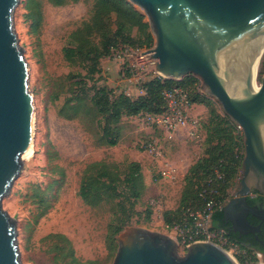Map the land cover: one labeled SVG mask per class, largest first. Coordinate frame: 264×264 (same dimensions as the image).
Masks as SVG:
<instances>
[{
    "label": "water",
    "instance_id": "water-1",
    "mask_svg": "<svg viewBox=\"0 0 264 264\" xmlns=\"http://www.w3.org/2000/svg\"><path fill=\"white\" fill-rule=\"evenodd\" d=\"M147 17L155 45L142 54L157 59L164 78L188 74L222 106L243 135L244 156L233 197L222 212L234 231L250 226L253 190L264 194V0H129ZM19 0H0V264H22L16 219L3 207L23 166L35 126L30 68L14 26ZM255 228V227H254ZM257 228V227H256ZM174 235L142 225L118 235L112 264H239L222 246L205 240L185 254Z\"/></svg>",
    "mask_w": 264,
    "mask_h": 264
},
{
    "label": "rangeland",
    "instance_id": "rangeland-1",
    "mask_svg": "<svg viewBox=\"0 0 264 264\" xmlns=\"http://www.w3.org/2000/svg\"><path fill=\"white\" fill-rule=\"evenodd\" d=\"M36 1L41 10L40 13L34 15L28 0H19L14 14V26L30 68L29 84L34 96L33 150L30 155L27 152L23 156L21 172L9 193L3 198V207L16 219L22 264H59L55 261V252L51 251L50 247L53 242L61 240L47 237L56 232L66 235L71 240L79 264L89 260H93L95 262L93 264H112L118 246L116 250H110L106 234L116 207L112 202L91 207L78 195L86 164L106 159L118 164L123 170L129 161L138 160L149 168L152 166L153 172L154 161L143 150L142 144L154 135L160 140L166 158L177 167L175 179L177 181L172 187L173 194H182L186 185L185 170L192 160L196 162L204 156L209 146L206 141V125L211 113L209 107L202 104L204 114L201 113L199 116L203 120V137L200 142L188 139L184 132L179 135L178 141L174 138L166 139L160 131L156 130L154 134L147 131L150 127L139 118L124 116L118 124L121 127L119 143L115 146L101 145L102 125L106 124V118H101V122H98L92 116L80 120L79 118L67 119L59 114V108L65 98L73 92H81L79 83H73L72 93L65 92L71 82L81 79L80 76L68 79V74L78 71L83 74L87 72L79 65L70 64L64 56L63 48L68 43L70 34L91 17L94 2L80 0L56 6L49 0ZM133 34L137 35L135 31ZM154 45L155 40L151 46H143V48H151ZM106 61L109 67L103 69L104 73H95L85 78L90 95L94 93L91 86L108 85L106 82L113 74L124 80L122 61L113 56L106 57ZM110 67H114V70ZM263 73L264 56L259 68L258 84ZM151 77L152 75L148 76V78ZM182 79L174 80L178 82ZM124 82L125 84L122 85L108 86L116 88L117 92L129 91L131 96L136 97L139 92L137 89L141 87L128 80ZM57 93L58 98L54 99ZM215 105L218 112L230 120L220 103L216 101ZM230 122L235 128L233 133L238 141L235 152L241 154L244 152L242 131L231 120ZM240 172L241 167L233 174L225 199L233 195ZM165 183L171 184V181H165ZM36 185L44 191L41 195L51 203L47 212L37 220L41 208L33 201ZM157 195L152 192L142 204L136 205L139 214L132 218L128 226L142 225L151 230L173 235L171 227H167L161 220L160 214L165 211L161 209L163 205L157 209L152 208L149 203L150 199ZM159 196H165L166 201L165 194ZM148 210H151L150 220L146 219ZM179 253L185 254L181 247ZM259 260L264 264L262 254Z\"/></svg>",
    "mask_w": 264,
    "mask_h": 264
},
{
    "label": "trees",
    "instance_id": "trees-1",
    "mask_svg": "<svg viewBox=\"0 0 264 264\" xmlns=\"http://www.w3.org/2000/svg\"><path fill=\"white\" fill-rule=\"evenodd\" d=\"M80 0H49L53 5L63 6ZM93 12L88 20L76 28L69 36L68 43L63 52L66 60L73 65H79L87 72H70L68 79L80 76V80L71 82L65 92L72 93L73 83L81 85V92L74 93L65 98L59 108V114L67 119L85 120L92 116L98 122L106 118L102 125L101 145L115 146L121 138V127L118 125L124 116H138L141 113L153 114L165 110L163 91L175 85L188 87L191 91L193 103L204 104L209 107L211 116L206 125V141L209 146L204 156H201L188 169L185 175L186 185L183 190L179 205L175 209H166L163 220L166 225L173 227L183 215L187 207L200 208L204 205L201 192L215 190L212 196L225 198L230 180L234 173L241 167L244 153L237 154L235 146L237 137L233 133L235 128L230 120L223 116L216 107L214 98L206 95L201 90L200 80L192 75H186L182 80L152 76L144 83V93L136 97L128 95L125 90L117 92L108 85H93L94 93L89 94L85 78L95 73H102L101 61L103 58L113 56L116 50L122 47L151 46L155 38L150 30L145 13L129 0H93ZM28 5L34 15L41 12L36 0H28ZM137 35H134L133 32ZM128 72V70H127ZM90 88V87H89ZM58 93L53 97L58 98ZM203 131V120H202ZM223 176L218 178L217 171ZM35 187L34 203H38L41 211L37 215L43 216L51 206L50 201L41 193L44 191ZM147 189L143 166L138 160L129 161L122 170L118 164L106 159L95 160L86 164L78 189V195L83 202L91 207L105 202H112L116 210L107 227L106 240L110 250H116L118 235L129 224ZM151 210L146 216L150 220ZM223 215L218 210L213 215L214 226L224 228L228 234L244 246L255 250L237 237L224 226L218 224V219ZM50 239H60L51 244L50 250L55 252V261L65 264H79L71 240L62 233H51ZM257 251V250H255ZM70 258L69 260H66ZM256 258V257H255ZM93 260L84 264H93Z\"/></svg>",
    "mask_w": 264,
    "mask_h": 264
},
{
    "label": "built area",
    "instance_id": "built-area-1",
    "mask_svg": "<svg viewBox=\"0 0 264 264\" xmlns=\"http://www.w3.org/2000/svg\"><path fill=\"white\" fill-rule=\"evenodd\" d=\"M150 49L126 46L114 53V58L122 61L124 80L138 84L141 87L137 89L139 94L145 92L144 83L149 75L164 78L156 71L157 59L152 54H142L143 51ZM126 93L131 95L129 91ZM163 99L166 107L163 112L156 114L145 112L139 114L137 118L153 131L162 132L166 139H173L179 129L184 128L192 140L200 142L203 137L202 118L192 113L195 103L192 102L190 89L182 85H175L163 91ZM142 147L156 164L157 179L174 181L177 177V167L170 159L166 158L160 140L152 136L143 142ZM216 171L218 178L222 179L223 176L218 170ZM214 192L213 189L202 191L200 195L204 199V205L197 209L185 208L181 220L171 227L180 247L185 252L188 245L194 241H213L224 247L239 264H263L259 260V252L251 250L233 239L224 228L214 226V213L221 210L227 201L225 198L212 196L211 194ZM164 201L163 196H157L151 198L149 203L152 208H161ZM167 227L169 226L167 225Z\"/></svg>",
    "mask_w": 264,
    "mask_h": 264
},
{
    "label": "crops",
    "instance_id": "crops-1",
    "mask_svg": "<svg viewBox=\"0 0 264 264\" xmlns=\"http://www.w3.org/2000/svg\"><path fill=\"white\" fill-rule=\"evenodd\" d=\"M106 63H107V61H106V57H105L101 61L102 73H104V70L103 69L105 67H109V65L107 66L108 63L107 64ZM110 68L114 70V67H110ZM106 83L108 85H111V86H114L115 84H119V85L125 84V82L122 79V77L119 78L118 76H116L114 74H113V76L109 77V80ZM116 91H117V89H116ZM138 95H140V94L137 93L136 96H138ZM202 107H203L202 104H195L193 106V110H192L193 111V114L194 115H199V114L202 113V111L204 112V110H202L203 109ZM202 114H204V113H202ZM134 117L136 118V116H132V118H134ZM147 131H151L152 134H154V132H156V131H153V129H150V128H147ZM183 132L187 135V138L191 140V138L187 134V130L184 129V128L179 129V131L175 135L174 139L176 141H178L179 140V138H178L179 135L181 133H183ZM141 163H142V166H143V172H144L145 179H146V183H147V189H146L145 194L143 195V198L140 201V204H142L145 201V199L147 198V196H149V194H151L153 192L154 194H158L157 196H159L160 194L161 195H164V194L166 195V198L167 199H166L165 203H163V207L161 208V209H163V211L166 210V209H175V208H177L178 205H179L180 195L181 194L176 195V194H173V191H172L173 190L172 187H174L173 184L177 180L172 181L171 184H166L165 181H167V180H165V179H157L158 178V175L156 174L157 167H156L155 162H154V169L155 170L153 172H152V170H153V167L152 166L149 168L143 162H141ZM193 163H194L193 160L189 163L187 169L185 170V175L187 174L189 167ZM151 174H152V177H151ZM162 193H164V194H162ZM160 216H161L162 222L165 223L164 220H163V212L160 214Z\"/></svg>",
    "mask_w": 264,
    "mask_h": 264
},
{
    "label": "flooded vegetation",
    "instance_id": "flooded-vegetation-1",
    "mask_svg": "<svg viewBox=\"0 0 264 264\" xmlns=\"http://www.w3.org/2000/svg\"><path fill=\"white\" fill-rule=\"evenodd\" d=\"M232 197L233 195L227 199L226 203ZM248 203L255 207L256 212V214H248V220L250 222L249 227L239 225L240 230L234 231L231 221L225 218L224 215L218 219V224L224 226L228 231L232 232L237 237V239L245 242L264 257V194L258 190H253L248 196Z\"/></svg>",
    "mask_w": 264,
    "mask_h": 264
},
{
    "label": "bare ground",
    "instance_id": "bare-ground-1",
    "mask_svg": "<svg viewBox=\"0 0 264 264\" xmlns=\"http://www.w3.org/2000/svg\"><path fill=\"white\" fill-rule=\"evenodd\" d=\"M32 146H33V141H31V144L29 145V148L27 149V151L25 152V154L27 153V152H29V153H27L28 155H30V153L32 152ZM24 154V155H25Z\"/></svg>",
    "mask_w": 264,
    "mask_h": 264
}]
</instances>
